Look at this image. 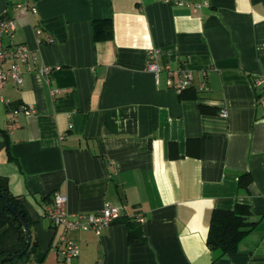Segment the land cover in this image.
<instances>
[{
	"label": "crops",
	"instance_id": "crops-1",
	"mask_svg": "<svg viewBox=\"0 0 264 264\" xmlns=\"http://www.w3.org/2000/svg\"><path fill=\"white\" fill-rule=\"evenodd\" d=\"M23 2L37 13L16 15ZM10 16L4 44L30 54L24 83L0 89V176L32 220L24 264H63L64 235L80 246L72 264H264V87L254 83L264 0H0V19ZM109 20L113 36L96 38L95 22ZM151 49L158 73L147 70ZM180 69L194 83L177 91ZM13 104L34 110L12 114ZM57 194L71 213L122 215L100 234L66 231L44 216ZM238 203L258 223L213 261L212 213ZM127 219L142 241H129Z\"/></svg>",
	"mask_w": 264,
	"mask_h": 264
},
{
	"label": "trees",
	"instance_id": "trees-1",
	"mask_svg": "<svg viewBox=\"0 0 264 264\" xmlns=\"http://www.w3.org/2000/svg\"><path fill=\"white\" fill-rule=\"evenodd\" d=\"M94 31L96 38H100V36L111 38L113 36L112 22L109 20L105 24L104 21H96ZM11 106L15 107L19 104ZM208 109L202 107L205 113ZM0 135L3 137L0 138L1 148L9 143L8 132L1 126ZM239 181L240 187L247 188L253 181L252 175L248 172L242 173L239 175ZM7 199L17 211L23 214L29 224V232L24 230L18 215L9 207ZM25 203L22 196L12 193L9 188L0 187V264H24L30 257V248L23 255H18L32 241V220ZM251 210L248 204L238 203L231 209L216 208L213 211L207 239V245L210 251H213V261L239 251L241 240L258 223L251 220ZM124 221L129 228V241H142L144 236L138 222L130 219Z\"/></svg>",
	"mask_w": 264,
	"mask_h": 264
},
{
	"label": "built area",
	"instance_id": "built-area-1",
	"mask_svg": "<svg viewBox=\"0 0 264 264\" xmlns=\"http://www.w3.org/2000/svg\"><path fill=\"white\" fill-rule=\"evenodd\" d=\"M161 1V0H159ZM170 1V0H167ZM30 12L37 13V8L31 6L27 2L18 4L16 8V15L27 14ZM17 28L16 18L14 16L3 17L0 19V89L5 85L8 80H12L18 85L24 83V72L21 67V63H25L29 59L30 49L26 45L16 44L13 47L4 44L3 37L5 34L12 35ZM160 53L156 49H151L149 51V62L147 63V70L158 73L163 69L158 63ZM9 58H14V60L5 66L6 61ZM48 67H42L41 72H49ZM180 79L178 83L174 86L177 91H182L188 87H192L194 83V74L186 69H180ZM257 87H264V78H257L255 82ZM206 86L203 82L200 84L201 90H206ZM54 91V90H53ZM56 92V91H54ZM25 105H19L12 107V114L23 110L24 113L29 114L33 112V107H24ZM223 115L226 116L225 110L222 111ZM14 118V115L12 116ZM45 210V215L56 227L63 226L66 231L70 230H82L86 232L87 230H95L97 234L103 227L112 225L115 220L119 219L122 215L121 208L118 206H106L99 212H70L68 208V197L65 194H57L55 198ZM138 222H143L144 218L142 215H138ZM65 241V246L61 250L62 262L63 264H72L73 258L80 254V246L75 241H70L67 239L66 235L62 237Z\"/></svg>",
	"mask_w": 264,
	"mask_h": 264
},
{
	"label": "water",
	"instance_id": "water-1",
	"mask_svg": "<svg viewBox=\"0 0 264 264\" xmlns=\"http://www.w3.org/2000/svg\"><path fill=\"white\" fill-rule=\"evenodd\" d=\"M0 187H2L3 189H7L8 188V179L4 176H0ZM7 203L9 205V207L18 215L21 223L24 226V230L26 232H29V224L28 222L25 220L23 214H21L19 211H17V209L10 203V201L7 199ZM30 242L27 244V246L25 247V249H23L18 255H23L24 253H26V251L28 250V248H30Z\"/></svg>",
	"mask_w": 264,
	"mask_h": 264
}]
</instances>
